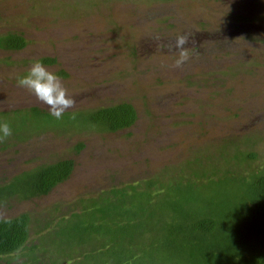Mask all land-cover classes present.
<instances>
[{"label":"rangeland","instance_id":"1","mask_svg":"<svg viewBox=\"0 0 264 264\" xmlns=\"http://www.w3.org/2000/svg\"><path fill=\"white\" fill-rule=\"evenodd\" d=\"M13 31L26 43L0 48V123L18 130L0 142V200L21 171L63 158L73 165L47 194L0 202V219L29 217L24 247L0 264H94L82 254L99 240L80 242L89 237L81 206L148 182L154 214L144 225L157 248L143 264L159 255L157 264L171 263L159 229L167 199L191 210V185L202 196L213 180L231 190L264 168V0H0V35ZM186 33L189 58L176 67L174 44ZM42 58L55 59L42 64L75 100L59 120L25 110L49 112L17 84ZM120 101L135 110L131 126L112 132L85 121ZM138 234L150 238L137 232L131 243Z\"/></svg>","mask_w":264,"mask_h":264},{"label":"trees","instance_id":"2","mask_svg":"<svg viewBox=\"0 0 264 264\" xmlns=\"http://www.w3.org/2000/svg\"><path fill=\"white\" fill-rule=\"evenodd\" d=\"M25 43L18 32L0 35L2 49L18 50ZM40 62L52 64L55 59L42 58ZM25 110L37 117H52L49 112L35 107ZM135 119V110L127 101L101 106L85 114V121L112 132L131 126ZM14 132H18L16 127L12 128V136L18 137ZM72 165L71 159L63 158L13 175L6 186L17 183L15 191L7 189L8 195L2 196L4 199L0 202L9 197L20 199L47 194L68 177ZM149 184L144 189H137L132 184L110 189L81 206L79 213L82 220L84 218L89 237L83 240L81 235L80 242L99 240L82 256L94 257V264H143L146 259L154 258L147 251L156 247L152 242L157 239L152 236L149 225H144V221L154 214L150 207L152 184ZM206 186L204 196L195 193L192 185L188 188L191 210L177 211L173 208V197L165 202L169 207L166 212L168 220L159 221V229L164 235L165 255L175 257L166 264H175L176 261L184 264H264V168L246 178L240 176L231 190L220 186V180H213ZM185 201L188 202L187 198ZM160 213L163 215L164 211ZM28 222L26 212L0 219V257L24 247ZM136 231L147 232L150 238L138 234V241L131 243L130 238L137 234ZM125 238L126 244L123 245ZM34 259V256L30 257V260ZM155 260H160V255ZM155 260L153 264H157Z\"/></svg>","mask_w":264,"mask_h":264},{"label":"clouds","instance_id":"3","mask_svg":"<svg viewBox=\"0 0 264 264\" xmlns=\"http://www.w3.org/2000/svg\"><path fill=\"white\" fill-rule=\"evenodd\" d=\"M191 38L192 33L177 37L174 44L175 50L179 53L176 67H181L188 60V50L185 46ZM17 84L28 90L39 102L46 104L50 114L57 120L75 105V100L69 96L61 78L48 71L40 61H35L28 73L18 79ZM11 135L10 125L7 122L0 123V142H4Z\"/></svg>","mask_w":264,"mask_h":264}]
</instances>
